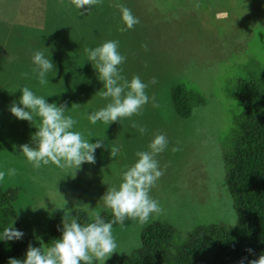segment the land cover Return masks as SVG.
I'll return each mask as SVG.
<instances>
[{
  "label": "rangeland",
  "instance_id": "rangeland-1",
  "mask_svg": "<svg viewBox=\"0 0 264 264\" xmlns=\"http://www.w3.org/2000/svg\"><path fill=\"white\" fill-rule=\"evenodd\" d=\"M120 5L139 19L125 31ZM86 9H77L71 0H0V171L17 170L0 183L18 188L12 226L49 244L45 229L57 216L75 208L89 216L87 205L112 214L101 197L109 186H119L122 171L138 159L137 151L148 150L157 133L167 137L168 146L156 157L164 174L150 196L164 211L151 214L144 224L133 219L113 226L118 248L105 264L129 256L153 221L169 223L178 239L201 224L235 223L223 154L240 109L232 95L235 83L246 71H264V0H102L90 13ZM109 40L119 41L126 56L119 66L122 75L129 80L138 75L148 84L150 100L138 115L92 124L87 116L109 100L98 94L103 82L85 48ZM36 51L54 65L44 85L33 73ZM153 78L155 83H149ZM178 81L203 98L187 119L174 112L170 99V87ZM23 86L48 103L66 105L65 115L77 121L75 131L91 143L103 139L105 145L119 147L118 155L112 158L110 147H102L94 153V164L85 162L76 170L51 163L34 169L19 146L34 147L32 134L38 129L10 112ZM133 122L146 132L133 128Z\"/></svg>",
  "mask_w": 264,
  "mask_h": 264
},
{
  "label": "clouds",
  "instance_id": "clouds-1",
  "mask_svg": "<svg viewBox=\"0 0 264 264\" xmlns=\"http://www.w3.org/2000/svg\"><path fill=\"white\" fill-rule=\"evenodd\" d=\"M77 9L87 6L90 13L91 6L99 5L102 0H71ZM121 18L126 28L125 31L139 23L131 9L118 6ZM198 8L199 5H196ZM80 11V15H84ZM147 50V45H142ZM88 60L98 70V78L103 82V90L98 94L109 102L105 107L91 112L87 119L96 124L98 121L110 124L120 118L138 115L146 105L150 97L146 94L148 84L143 82L138 75L131 80L122 75L119 67L126 61V56L119 51V41H105L94 49L85 48ZM32 61L36 65L34 74H38L41 85L47 84L46 74L52 70L51 59L45 57L42 51L33 53ZM27 77V73L23 74ZM149 83H155V78ZM22 95L19 103L13 102L10 112L20 120H27L35 124L38 129L32 134V143L20 145L21 153L27 158L34 169L51 164L58 168L79 169L85 162H96L95 151L97 148L110 147V156L115 158L120 149L112 145H105L103 139L91 143L85 139L81 132L75 131L77 121L69 115H65L66 105L57 106L56 103H48L42 96L36 95L29 87H19ZM90 102V101H89ZM20 105H23L21 107ZM78 104H73L76 106ZM37 119L39 123H36ZM133 128H138L141 134L146 128L132 123ZM168 146L167 137L162 133L154 134L148 145L147 151H137L138 158L131 166L121 173L119 186H109L106 193L101 197L104 206L112 211L114 219L106 222L99 211L90 209L89 218L92 222L81 225L76 219L68 221L63 218L62 237L41 247L29 244L26 259L23 261L10 258L8 264H105V261L117 251L118 244L113 235V225L123 224L126 218L138 219L141 224L147 223L151 214L157 216L163 213L159 202L150 196L151 189L156 186L159 178L164 174L160 169L156 157ZM179 149L173 148V151ZM15 176L17 170L10 168L7 173L0 171V181L5 175ZM66 202V201H65ZM24 233L13 227L4 229V240H19ZM250 253L251 249L248 250ZM246 259V258H245ZM244 264V261H241ZM248 264H264V253L257 259L248 261Z\"/></svg>",
  "mask_w": 264,
  "mask_h": 264
},
{
  "label": "trees",
  "instance_id": "trees-1",
  "mask_svg": "<svg viewBox=\"0 0 264 264\" xmlns=\"http://www.w3.org/2000/svg\"><path fill=\"white\" fill-rule=\"evenodd\" d=\"M232 95L240 109L233 117L231 140L223 160L235 223L201 224L178 239L169 223L153 221L141 231L139 247L119 264H241L242 260L248 264L264 253V71H246L237 79ZM170 99L174 112L184 119L203 102L197 92L179 81L171 85ZM17 194L18 188H4L0 183V264H8L10 258L23 261L29 244H43L40 238L27 234L19 240L2 239L4 229L13 227ZM101 216L106 222L114 219L113 214L105 212ZM63 218L76 219L81 225L92 222L78 208L53 218L44 234L50 245L62 237ZM132 220L126 218L123 224Z\"/></svg>",
  "mask_w": 264,
  "mask_h": 264
}]
</instances>
